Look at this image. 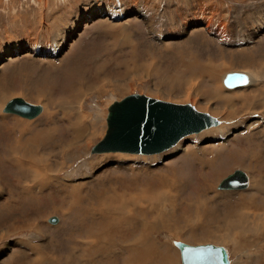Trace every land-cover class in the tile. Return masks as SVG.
<instances>
[{"label":"rangeland","instance_id":"374dc122","mask_svg":"<svg viewBox=\"0 0 264 264\" xmlns=\"http://www.w3.org/2000/svg\"><path fill=\"white\" fill-rule=\"evenodd\" d=\"M206 8L219 16L213 31L185 32ZM216 72L260 82L237 83L228 103ZM249 89L264 93V0H0V264H182L174 242L221 246L230 264H264V108ZM135 93L190 104L219 125L157 155H92L109 105ZM74 96L78 127L53 105ZM12 98L43 111L33 120L4 114ZM89 125L88 146H70ZM44 131L45 144H27ZM237 169L249 186L218 190ZM164 177L177 189L162 190ZM120 197L138 207L117 205Z\"/></svg>","mask_w":264,"mask_h":264},{"label":"water","instance_id":"95a60500","mask_svg":"<svg viewBox=\"0 0 264 264\" xmlns=\"http://www.w3.org/2000/svg\"><path fill=\"white\" fill-rule=\"evenodd\" d=\"M2 111L4 114L33 119L40 114L41 107L22 98H12ZM105 123V134L91 147L92 155H157L188 135L218 125L219 121L207 113L198 112L190 104H173L135 93L111 103L107 108ZM248 183V175L237 169L220 181L218 190L245 189ZM57 221L56 217L48 219L50 224ZM175 245L180 250L182 264H229L223 247L210 244L193 247L180 242Z\"/></svg>","mask_w":264,"mask_h":264},{"label":"bare ground","instance_id":"6f19581e","mask_svg":"<svg viewBox=\"0 0 264 264\" xmlns=\"http://www.w3.org/2000/svg\"><path fill=\"white\" fill-rule=\"evenodd\" d=\"M202 5V4H201ZM203 6V5H202ZM203 8V7H202ZM217 9V8H216ZM197 10V9H196ZM216 13L217 12H215V11H213V10H210V9H205V10H199V11H197L196 13H195V15L197 16L196 17V19H195V22L196 21H200V22H202L201 24L200 23H194L192 20L191 21H188L186 24H185V28H186V30L187 31H185V32H194V31H196L195 29H201V31L203 32V33H210L211 31H213V30H211L212 29V27H213V25H215L214 24V21L215 22H217V19L219 18V16H217L216 15ZM101 18V17H100ZM217 18V19H216ZM213 23V24H212ZM216 27V26H215ZM221 27H222V25H221ZM220 27V28H221ZM224 27V26H223ZM184 28V29H185ZM197 29V30H198ZM224 29V28H223ZM217 33H216V37L217 38H222V34L220 33V30H219V26H217ZM215 30V31H216ZM190 32H189V34H190ZM213 33V32H212ZM224 35V34H223ZM128 36V35H127ZM191 36V35H190ZM223 39V38H222ZM181 46V45H180ZM22 57V56H21ZM57 57L58 56H55L54 58H55V60L57 59ZM9 59V58H8ZM204 69V68H203ZM209 69H210V66H207V70H208V72H209ZM192 69L190 68V71H191ZM202 70V69H201ZM75 72H77V68H76V66H73V68H72V71H71V73H70V76H72L73 77V79H72V77H69V78H71V80L73 81V84L75 83V76H74V73ZM82 71H80V73H81ZM243 73H245L246 75H244L243 76V74H241V73H225V74H223V75H220V77L218 76L219 75V73H213L212 75L214 76L213 77V79H215L216 80V84H217V91H216V94L218 95V97H222V98H225L227 101H228V103H230V101H229V95H231V94H233L232 92L233 91H235V90H237V88H238V86H242V88H244V86H245V88L248 86V88H251V87H253V85L254 84H256V83H258V82H260V81H258L253 75H250V74H248V73H246V72H243ZM85 74V73H84ZM201 74H203V72H201ZM232 74H236L235 75V77L234 76H232ZM208 75V76H207ZM207 75H204L203 76V79L204 78H207V77H210V74L209 73H207ZM248 75V76H247ZM245 77L247 78V81L245 80ZM67 78V77H66ZM262 78V77H261ZM201 79V78H200ZM101 80V79H100ZM9 81V80H8ZM239 82H241V84H238V86L236 85L237 83H239ZM72 84V85H73ZM3 85V84H2ZM71 85V86H72ZM74 86V85H73ZM75 87V86H74ZM196 88V87H195ZM5 89V88H4ZM70 90V89H69ZM194 90V89H193ZM248 90V89H247ZM71 91V90H70ZM195 91V90H194ZM249 91H252V96L254 95V99H255V101H253V102H255L254 103V105H258V106H260V107H262V108H264V93H263V91L262 92H260V91H256L255 93H253V90H250L249 89ZM248 91V92H249ZM255 91V90H254ZM257 92H259L260 94H259V96H256V93ZM215 94V93H214ZM204 95V94H203ZM258 95V94H257ZM215 96V95H214ZM68 98V97H67ZM210 98V97H209ZM242 100H243V97H238V101H240V102H242ZM53 102V101H52ZM73 102H75V104H77V98L74 96V97H72V100H71V102H67L68 104H65V103H62V102H58L57 104H53L55 107H59L62 111H64L66 114H69V113H71L72 112V118H71V120L69 119V122H71L72 121V123H70L71 124V126H77V125H80V123H79V121H80V119H81V116H80V113H79V109L77 108V105H75V106H73L72 104H73ZM166 102V101H165ZM7 103V102H6ZM5 103V104H6ZM51 103V102H50ZM50 103H48L49 105H50ZM168 103H170V102H168ZM174 104V103H173ZM227 104V103H226ZM179 105H183V104H179ZM205 105V104H204ZM207 105V104H206ZM229 106H230V104H228ZM254 105L252 104L250 107H254ZM192 106V105H191ZM41 107V106H40ZM194 107V106H193ZM51 108V107H50ZM68 108H69V110H68ZM227 108V107H226ZM194 109L195 110H197L198 112H201V113H206V112H202V111H199L198 109H196L195 107H194ZM255 109V108H254ZM72 110V111H71ZM42 111H43V109H42V107H41V112H40V114L42 113ZM253 111V110H252ZM3 112V111H2ZM212 113V112H211ZM233 113V112H232ZM39 114V115H40ZM207 114H209V113H207ZM224 114V113H223ZM38 115V116H39ZM210 115V114H209ZM37 116V117H38ZM211 116V115H210ZM226 116H228L227 115V113H225V116H224V118H226ZM18 117V116H17ZM37 117H35V118H37ZM213 117V116H212ZM21 118V117H20ZM35 118H33V119H35ZM69 118V117H68ZM214 118V117H213ZM229 118V117H228ZM22 119H24V118H22ZM33 119H25V120H33ZM216 119V118H215ZM45 120H46V122L48 123V124H51V123H54L53 121H54V116H53V114L52 113H50V115H48V116H46V118H45ZM219 121V120H218ZM219 125V124H218ZM218 125H216V126H218ZM216 126H213V127H216ZM78 127V126H77ZM81 129V128H80ZM209 129V128H208ZM51 130V129H50ZM79 130V129H78ZM206 130V129H205ZM72 131V130H71ZM74 131V130H73ZM93 131H94V128L93 127H91L90 125H89V128H86L85 129V131L83 132V134L82 135H80V136H76L75 138H74V140H73V142H71V143H69V145L71 146V145H73V146H75L76 148H78V147H80L81 145L83 146H88L87 145V142H88V144H89V141H90V139H91V137H93L92 135H94L93 134ZM21 132H22V134L21 135H23V133L25 132V129L24 128H22V130H21ZM202 132V131H201ZM45 134V131L44 132H42V133H40V134H38L37 135V138L35 139V141L33 140V139H30V141L29 142H27V144L28 145H31V146H33V147H35V146H39V145H43V144H45V143H41L40 141H39V137H41L42 136V134ZM55 133V132H54ZM74 133H75V131H74ZM76 134V133H75ZM74 134V135H75ZM47 135V134H46ZM52 135V134H51ZM54 135V134H53ZM73 135V136H74ZM193 135V134H192ZM49 136V135H48ZM47 136V137H48ZM189 136V135H188ZM46 137V138H47ZM187 137V136H186ZM22 138V137H21ZM185 138V137H184ZM232 138V137H231ZM54 139H56V138H54ZM78 139V140H77ZM183 139V138H182ZM181 139V140H182ZM47 141V140H46ZM180 141V140H179ZM178 141V142H179ZM229 139L228 140H217V141H211V143L213 142V143H218L219 144V146H223V145H225V144H227V143H229ZM177 142V143H178ZM177 145V144H176ZM176 145H174V146H176ZM173 146V147H174ZM30 147V146H29ZM172 147V148H173ZM171 149V148H170ZM169 150V149H168ZM46 150L44 149V152H45ZM16 152L18 153L19 152V150L17 149L16 150ZM203 152H205V149H203V150H201V153H203ZM12 154H15V153H12ZM38 155V154H37ZM35 160V159H34ZM207 160V159H206ZM32 161V160H31ZM8 162V161H7ZM38 162H40V163H44L45 161L44 160H39ZM8 163H10V165H12L13 166V168H15L16 170H19L20 171V174H23V173H27L28 174V171L26 172V171H24V170H22V169H20L19 168V165H18V163L17 162H15L13 159L11 160V161H9ZM34 163V162H33ZM211 163V162H210ZM220 163V162H219ZM35 164V163H34ZM38 164V163H37ZM209 165V164H208ZM213 165H214V163H213ZM213 165H209V166H213ZM219 165V164H218ZM144 169H145V172L146 173H149V175H151L152 173H153V171H151L150 169H147V168H145V167H143ZM149 168V167H148ZM213 169V168H212ZM222 169V168H221ZM16 172V171H15ZM133 172H140V170L139 169H136L135 171H134V169H133ZM138 173H136V174H138ZM213 173H214V171H213ZM212 173V174H213ZM212 174H208V173H206L205 175H207V176H210V178H212L211 176H212ZM231 174V173H230ZM26 175V174H25ZM24 175V176H25ZM29 175V174H28ZM172 175H175V173L174 174H172ZM23 176V175H22ZM35 177V176H34ZM165 178L166 177H164L162 180H161V185L159 186L162 190H165V189H167V192L171 189V191H173V190H176L177 188L176 187H174V186H170V183L173 181V180H171L172 179V177H171V179H166L165 180ZM209 178V177H208ZM204 179V178H203ZM207 179V178H206ZM34 180H35V178H34ZM208 180V179H207ZM210 180V179H209ZM208 180V181H209ZM206 181V180H205ZM202 183V182H201ZM210 185V184H209ZM219 185V184H218ZM248 186H249V183H248ZM247 186V187H248ZM246 189V188H245ZM237 190H244V189H237ZM230 191V190H229ZM126 198V197H125ZM125 198H122V197H120V198H118L117 199V205H120L121 204V206H122V203H121V200L122 199H125ZM129 201L125 204V205H123L122 207H124V208H126L127 207V205H133V206H136V207H138V202L136 203V200H133V199H128ZM162 200V199H161ZM164 200V199H163ZM76 203H78V201L76 202ZM130 203V204H129ZM9 208V207H8ZM141 209V208H140ZM9 211V210H8ZM10 212V211H9ZM124 221V220H123ZM233 223H235V222H233ZM231 224H232V222H231ZM230 224V225H231ZM241 224V223H240ZM239 224V229L242 231V230H245L246 228L245 227H242L241 225ZM229 225V226H230ZM236 226V225H235ZM11 227V226H10ZM230 227H232V226H230ZM12 229V228H11ZM15 229V228H14ZM235 229H236V227H235ZM5 230V229H4ZM10 231L11 230H6L5 232H8V233H10ZM229 231V230H228ZM2 233H3V231H2ZM4 235H5V233H3ZM228 236V235H227ZM111 242V241H110ZM176 243H178V242H174L173 243V245L179 250V248L175 245ZM181 243V242H180ZM185 245H187V244H185ZM211 245V244H210ZM187 246H189V245H187ZM204 246V245H203ZM213 246H215V245H213ZM218 247H221V246H218ZM226 251V250H225ZM179 253H180V250H179ZM226 253H227V251H226ZM228 255V254H227ZM180 259H181V256H180ZM228 260H229V258H228ZM182 263V262H181ZM230 264V263H229Z\"/></svg>","mask_w":264,"mask_h":264},{"label":"snow or ice","instance_id":"6c2138e0","mask_svg":"<svg viewBox=\"0 0 264 264\" xmlns=\"http://www.w3.org/2000/svg\"><path fill=\"white\" fill-rule=\"evenodd\" d=\"M245 80L247 81V78L245 77Z\"/></svg>","mask_w":264,"mask_h":264}]
</instances>
